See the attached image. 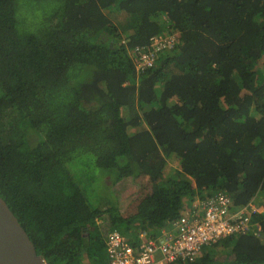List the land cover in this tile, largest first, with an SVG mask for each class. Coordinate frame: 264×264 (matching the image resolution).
Returning a JSON list of instances; mask_svg holds the SVG:
<instances>
[{"label":"trees","instance_id":"trees-1","mask_svg":"<svg viewBox=\"0 0 264 264\" xmlns=\"http://www.w3.org/2000/svg\"><path fill=\"white\" fill-rule=\"evenodd\" d=\"M159 35L177 45L137 70ZM0 91V197L47 264H107L111 231L155 237L218 193L260 234L174 264H264V0H0ZM83 157L135 197L88 204Z\"/></svg>","mask_w":264,"mask_h":264},{"label":"built area","instance_id":"built-area-1","mask_svg":"<svg viewBox=\"0 0 264 264\" xmlns=\"http://www.w3.org/2000/svg\"><path fill=\"white\" fill-rule=\"evenodd\" d=\"M176 45L172 35L152 37L146 48L137 50V70L154 67L160 53ZM255 210L253 206L232 209L230 198L218 193L205 201H197L192 214L171 223L155 237L142 231L134 239L113 230L104 241L107 264L193 262L205 248L230 236L259 235L260 228L250 218Z\"/></svg>","mask_w":264,"mask_h":264},{"label":"rangeland","instance_id":"rangeland-1","mask_svg":"<svg viewBox=\"0 0 264 264\" xmlns=\"http://www.w3.org/2000/svg\"><path fill=\"white\" fill-rule=\"evenodd\" d=\"M41 19L42 14L40 12L33 13V15H30V21H33L35 24H40L42 22ZM125 114L126 112L124 111L123 116H125ZM87 160L90 161V158L83 157L82 159H78L72 164H70V168L73 176L77 179L82 190L85 192L88 204H95L96 202L110 199L115 196L119 208L123 209L136 195L137 186L134 185L132 179L126 178L119 181L115 185H112V196V194L109 192V189H107L103 184L104 177L107 176L108 172L98 169L94 165H85L84 162H86ZM174 170V160H168V172ZM105 257L107 262V256Z\"/></svg>","mask_w":264,"mask_h":264},{"label":"water","instance_id":"water-1","mask_svg":"<svg viewBox=\"0 0 264 264\" xmlns=\"http://www.w3.org/2000/svg\"><path fill=\"white\" fill-rule=\"evenodd\" d=\"M0 264H47L1 197Z\"/></svg>","mask_w":264,"mask_h":264},{"label":"crops","instance_id":"crops-1","mask_svg":"<svg viewBox=\"0 0 264 264\" xmlns=\"http://www.w3.org/2000/svg\"><path fill=\"white\" fill-rule=\"evenodd\" d=\"M166 228H169V227H166Z\"/></svg>","mask_w":264,"mask_h":264}]
</instances>
